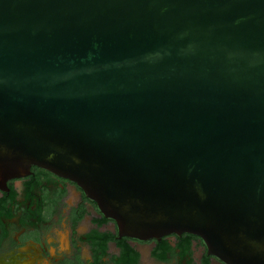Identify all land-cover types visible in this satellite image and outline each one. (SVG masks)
<instances>
[{
  "label": "water",
  "instance_id": "95a60500",
  "mask_svg": "<svg viewBox=\"0 0 264 264\" xmlns=\"http://www.w3.org/2000/svg\"><path fill=\"white\" fill-rule=\"evenodd\" d=\"M31 166L264 264V0H0V190Z\"/></svg>",
  "mask_w": 264,
  "mask_h": 264
},
{
  "label": "flooded vegetation",
  "instance_id": "af4514ba",
  "mask_svg": "<svg viewBox=\"0 0 264 264\" xmlns=\"http://www.w3.org/2000/svg\"><path fill=\"white\" fill-rule=\"evenodd\" d=\"M28 172L0 190V264H126L122 241L138 254L132 264H223L189 234L112 241L114 224L76 183L36 166Z\"/></svg>",
  "mask_w": 264,
  "mask_h": 264
},
{
  "label": "trees",
  "instance_id": "16d2710c",
  "mask_svg": "<svg viewBox=\"0 0 264 264\" xmlns=\"http://www.w3.org/2000/svg\"><path fill=\"white\" fill-rule=\"evenodd\" d=\"M108 239L112 240V241H117L120 238H114L117 237V235H113L112 233L108 234ZM122 240H126L125 237H121ZM119 248L121 249V255L124 259V261L126 262V264H132L134 262L137 261L138 259V254L136 252L133 251V249H131V247L129 246V244H127L126 242L122 241L119 242ZM155 254V253H154Z\"/></svg>",
  "mask_w": 264,
  "mask_h": 264
}]
</instances>
